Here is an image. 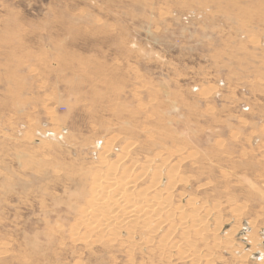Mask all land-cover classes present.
Segmentation results:
<instances>
[{
  "label": "rangeland",
  "instance_id": "obj_1",
  "mask_svg": "<svg viewBox=\"0 0 264 264\" xmlns=\"http://www.w3.org/2000/svg\"><path fill=\"white\" fill-rule=\"evenodd\" d=\"M147 161L183 214L72 235ZM0 264H264V0H0Z\"/></svg>",
  "mask_w": 264,
  "mask_h": 264
},
{
  "label": "bare ground",
  "instance_id": "obj_2",
  "mask_svg": "<svg viewBox=\"0 0 264 264\" xmlns=\"http://www.w3.org/2000/svg\"><path fill=\"white\" fill-rule=\"evenodd\" d=\"M131 167L135 170V165ZM139 167L140 173H134L133 169L121 172L115 165H108L106 170L101 168L97 171L92 170L94 174L89 182L91 184H89V192L84 204L82 203V206L79 204L78 221L72 227V235L78 234L82 229L85 236L96 235L102 238L101 240L107 237L109 241L116 242L121 237V233L125 232L127 242L137 243L143 241L142 233L151 234L165 222H170L174 213L183 214L184 209L178 207L172 210L169 207V196L162 197L156 190L161 175L154 173L150 175V162H144ZM176 177L173 172L168 174V179L173 183ZM145 178L150 179V185L139 186ZM190 205L192 207L190 214H195L196 209L193 204ZM201 226V220L191 219V227L196 232L199 233ZM200 235L199 238L203 241V234ZM165 243L164 238L161 245ZM190 247L192 245L187 246L181 258L190 257Z\"/></svg>",
  "mask_w": 264,
  "mask_h": 264
}]
</instances>
